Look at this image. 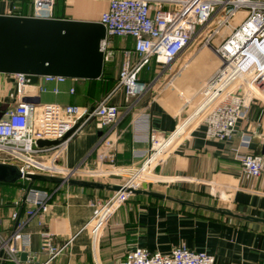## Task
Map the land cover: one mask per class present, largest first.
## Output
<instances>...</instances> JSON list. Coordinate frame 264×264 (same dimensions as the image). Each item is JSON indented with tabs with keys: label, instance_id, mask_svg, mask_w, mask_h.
Instances as JSON below:
<instances>
[{
	"label": "crops",
	"instance_id": "0c3cea01",
	"mask_svg": "<svg viewBox=\"0 0 264 264\" xmlns=\"http://www.w3.org/2000/svg\"><path fill=\"white\" fill-rule=\"evenodd\" d=\"M15 0H0V14H12ZM62 1V2H59ZM107 0H57L56 18L98 21L106 8ZM17 10L19 8L17 7ZM19 15H29L30 0ZM115 55L112 62L104 64L98 79L68 78L59 84V93H53L54 84H46L47 91L40 93V103L55 102L77 106H94L114 88L121 62L122 48L132 47V38H111ZM186 50L182 60L188 64L195 53ZM214 55V54H212ZM203 56H206L203 54ZM187 66L174 77V86L159 88L166 78L163 73L153 88L140 97L125 100L123 90L115 92L110 102L125 113L110 133L115 142V161L118 169L140 164L133 153L148 148L143 140L145 128L156 130L163 140L186 118L182 111L183 98L179 92L191 96L213 72L215 63ZM218 60V59H217ZM158 71L152 64L142 69L140 78L153 82ZM73 88L70 93L69 88ZM35 94V89H28ZM16 84L9 74L0 73V108L15 106ZM191 108L187 107L186 111ZM105 129L96 120H89L67 143L60 155L66 168L87 163L92 168L101 164L98 154ZM242 135L250 138L246 145ZM141 140L137 141L136 138ZM163 161L158 163L153 175L156 179L140 188L162 192L210 206L223 207L236 214L264 219V105L254 101L249 105L246 118L241 121L229 139H208L203 125H194L183 137L174 136L169 141ZM246 154L262 157L261 174L257 177L244 173L240 158ZM102 172H99L101 174ZM112 175V173L101 174ZM103 177V178H104ZM80 179V178H77ZM86 180V179H85ZM124 180V179H123ZM122 180V181H123ZM121 181V182H122ZM110 182L107 184H119ZM29 181L0 182V236H8L14 229L11 214L16 211L24 219L27 205L22 200ZM41 189L51 194L44 212L32 216L22 228L30 234L27 256L21 264H123L128 252L136 247L169 253L179 244L196 251H206L214 257L213 264H264V222L229 216L215 211L193 207L144 193H132L109 219L101 233L94 237L86 226L96 198L105 199L114 191L87 186L56 184ZM226 195L222 199V194ZM17 202V203H15ZM47 231L60 252L49 262V255L41 250L40 233ZM21 254V253H20ZM20 257V255H19ZM0 264H15L4 259L0 249Z\"/></svg>",
	"mask_w": 264,
	"mask_h": 264
},
{
	"label": "built area",
	"instance_id": "2783aa9c",
	"mask_svg": "<svg viewBox=\"0 0 264 264\" xmlns=\"http://www.w3.org/2000/svg\"><path fill=\"white\" fill-rule=\"evenodd\" d=\"M56 2L30 0L31 11L28 16L55 18ZM16 10L17 6L13 5L12 14L19 15ZM217 17L219 20L213 25ZM98 21L106 31L101 41L104 64L112 62L115 55L110 46L111 38L130 37L133 42L131 48L121 50L122 58L114 88L94 106L22 102L21 97L29 94L28 89L36 90L37 86L28 84L29 78L24 74H9L15 80L18 102L15 106L0 108V162L15 165L22 175L39 173L75 178L94 174L95 171L87 163L66 168L60 162V155L68 140L93 119L99 128L106 130L100 142L103 145L102 152L98 154L100 165L115 167L117 138H110V133L125 113L110 102L111 96L123 90L125 100L140 97L153 88L163 73L166 78L159 88L173 87L174 77L188 64L181 58L183 53L190 49L194 53L199 51L196 46L191 48L195 40H198L200 47L212 49L218 64L191 96L179 92L184 100L181 109L186 114L180 123L186 122V128L192 123L203 125L206 138L225 140L232 137L238 124L246 118L252 102L264 105V0H107V6L100 13ZM222 32L226 34L221 36ZM215 39H219L216 45L211 42ZM152 64L161 72L153 82H145L140 78V73ZM67 79L56 75L39 76V93L48 90V83L54 84L51 89L53 93H59V84ZM68 91L72 93L73 88ZM194 101L196 103L192 111H186ZM178 125L164 139L159 151L155 147L160 139L156 130L150 126L145 128L143 140L149 146L142 152L133 153L140 164L126 169L127 176L119 183V190L105 199L96 198L92 203V214L86 226H89L94 237L101 233L115 211L128 200L132 194L129 189L140 188L142 183L151 180L153 168L163 161L164 157L161 156L167 152L169 141L181 134ZM39 140H55L57 143L40 146L37 143ZM136 140L140 141L141 138ZM241 142L247 145L250 138L242 135ZM240 163L244 173L253 177L261 174L260 155L246 154L241 156ZM50 198L51 194L45 189H28L24 201L27 205L26 217L20 219L14 211L11 214L14 229L8 236H0V249L4 252L5 260L21 264L19 255L30 244V234L22 228L36 213L46 211ZM40 239L41 250L49 255V262L61 248L54 245L52 235L47 231L40 233ZM213 263L211 254L193 250L183 243L169 253L136 247L126 254L123 262Z\"/></svg>",
	"mask_w": 264,
	"mask_h": 264
},
{
	"label": "water",
	"instance_id": "95a60500",
	"mask_svg": "<svg viewBox=\"0 0 264 264\" xmlns=\"http://www.w3.org/2000/svg\"><path fill=\"white\" fill-rule=\"evenodd\" d=\"M219 20L217 17L213 23ZM105 27L99 21L70 18H42L28 15L0 14V73H21L29 78L28 84L37 86L35 94L21 97L22 102L40 103L39 76L56 75L72 79H98L103 72L104 54L101 41L105 38ZM38 145L56 144L57 141L39 140ZM22 177L29 181L22 200L33 181L56 184L87 186L117 191L119 184H107L94 180L63 178L49 174L26 173L8 163L0 162V182L14 183ZM131 193H144L174 202L203 208L217 213L263 221L253 216L241 215L223 207L201 204L162 192L137 188ZM27 256L21 252L20 259Z\"/></svg>",
	"mask_w": 264,
	"mask_h": 264
},
{
	"label": "rangeland",
	"instance_id": "374dc122",
	"mask_svg": "<svg viewBox=\"0 0 264 264\" xmlns=\"http://www.w3.org/2000/svg\"><path fill=\"white\" fill-rule=\"evenodd\" d=\"M238 19V18H237ZM236 19V20H237ZM226 33L225 32H222L221 33V36H224ZM220 39V38H219ZM218 39V40H219ZM218 40L217 39H215V40H213V41H211L213 44H217L218 43ZM111 46H112V42H111V44H110ZM192 46V47H191ZM190 47L191 48H193L194 46H196V48H197V50H203V49H205V46L204 47H200V43H198V40H195L194 42H192V45H191ZM212 63H214V62H218V60H217V58H216V56L215 55H213L212 56ZM195 103H196V101H194L190 106H189V108H191L190 109V111L189 112H191L192 111V108L195 106ZM195 125V123H192L188 128H186V130L187 129H189L190 127H193ZM161 157H163V155L161 156ZM107 165H99V167H97V168H93V171H95V173L94 174H92V175H89V174H83V175H80V176H76L77 178H80V179H86V180H94V181H99V182H107V183H110V182H121L123 179H125L126 177L125 176H127V173L126 172H123V171H121V170H119L118 169V166L116 165L115 167H112V166H107V168H111V169H114V170H117L118 169V171H117V174H114V175H105V177L104 176H102V175H100L99 174V172H101L103 169H105V167H106ZM137 166V165H136ZM103 168V169H102ZM155 168V167H154ZM154 168H153V170H154ZM154 173H153V171H152V174L150 175V177L151 178H153V179H156L155 178V176L153 175ZM75 177V178H76ZM104 177V178H103ZM153 180H150L149 182H144V183H142V185L143 184H146V183H150V182H152ZM45 187V188H47L48 186H53V185H50V184H47V183H45V184H42V187Z\"/></svg>",
	"mask_w": 264,
	"mask_h": 264
},
{
	"label": "bare ground",
	"instance_id": "6f19581e",
	"mask_svg": "<svg viewBox=\"0 0 264 264\" xmlns=\"http://www.w3.org/2000/svg\"><path fill=\"white\" fill-rule=\"evenodd\" d=\"M188 53H189L188 56L193 54L191 49H190V51ZM203 54L206 55V56H203ZM212 54H213L212 49L210 47H208V46H205V49L199 50L197 53H195V56L193 57L194 59L191 61V63L188 64V67H190L192 62H193L194 65H198L201 62V63H203L206 66H210V64L208 62H209V59L211 58V56H213ZM216 65L217 64L215 63L214 68L216 67ZM184 123H186V122H184ZM184 123L181 126H179V128H178V132L181 133L182 135L180 134V136H177V137H183V136H185L187 134L188 131H186V127H185ZM162 144H164V140L162 138H160L159 141L155 144V147L158 148V151L162 147ZM156 155H158V153ZM117 171H118V169L114 170V169H111V168H107V166H106L105 169H103L101 171L102 172L101 174L112 173V175H114V174H117ZM225 198H226V195L223 193L222 194V199H225Z\"/></svg>",
	"mask_w": 264,
	"mask_h": 264
},
{
	"label": "trees",
	"instance_id": "16d2710c",
	"mask_svg": "<svg viewBox=\"0 0 264 264\" xmlns=\"http://www.w3.org/2000/svg\"><path fill=\"white\" fill-rule=\"evenodd\" d=\"M15 5L19 8V10H17V12H22L23 10V7L28 3V0H15ZM59 2H62V1H59ZM54 16H59V14H57L56 12H54ZM47 182H43V181H33L31 183V187H35V188H41L42 187V184H45ZM44 187V186H43Z\"/></svg>",
	"mask_w": 264,
	"mask_h": 264
}]
</instances>
